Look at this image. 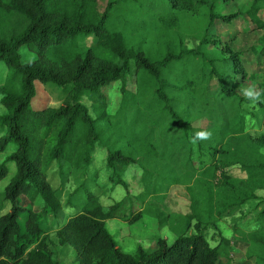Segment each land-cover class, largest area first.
Wrapping results in <instances>:
<instances>
[{
  "label": "trees",
  "instance_id": "obj_1",
  "mask_svg": "<svg viewBox=\"0 0 264 264\" xmlns=\"http://www.w3.org/2000/svg\"><path fill=\"white\" fill-rule=\"evenodd\" d=\"M231 1L0 0V59L15 66L0 84L5 109L0 151L9 142L15 145L0 166L1 179L6 162L15 164L0 202V211L9 205L0 214V264H62L47 247L46 222L63 210V182L54 188L48 169L56 163L62 179L70 169H86L96 145L106 148L109 168H141L144 197L162 202L169 187L186 185L190 212L167 213L149 199L136 213L120 211L124 200L105 209L82 182L68 194L75 210L57 228L59 242L74 249L78 264H221V241L228 240L211 246L204 229L233 217L257 198V190H264V154L259 151L264 132L255 138L247 134L241 111L242 105L257 104L264 124V77L246 69L244 52L231 48V37L213 32L215 22L246 20L250 25L244 32L262 31L249 50L264 58L263 0L227 12ZM156 6L163 11L155 12ZM125 16L128 31L108 27L113 17ZM188 33L197 41L194 46L186 43ZM77 36L92 40L79 44ZM25 45L33 46L37 56L20 62L18 50ZM131 65L133 89L125 77ZM118 80L120 102L110 114L102 88ZM35 81L61 87L58 107L32 106ZM244 83L257 89L248 88L254 95L239 92ZM201 131L208 137L193 143ZM234 164L245 177L225 171ZM116 182L126 186L119 178ZM82 193L86 200L76 208L75 197ZM144 213L176 238L170 244L158 238L154 248L138 245L135 252H124L106 221L133 223ZM190 227L195 233L187 235ZM242 239L250 242L254 263L264 264V225Z\"/></svg>",
  "mask_w": 264,
  "mask_h": 264
},
{
  "label": "rangeland",
  "instance_id": "obj_2",
  "mask_svg": "<svg viewBox=\"0 0 264 264\" xmlns=\"http://www.w3.org/2000/svg\"><path fill=\"white\" fill-rule=\"evenodd\" d=\"M252 0H232L224 8L227 12L234 11L241 6H247ZM259 15L264 19V0ZM148 1L144 2V9H147ZM155 12L160 13L163 11L154 7ZM123 20L122 18H112L108 27L115 26L117 29H124L128 31V16ZM250 24L244 19H238L232 24H224L221 22H215L213 25V32L220 36L231 37L229 43L233 50H239L244 52L243 61L246 69L249 71H255L259 76L264 77V58H260L250 51V47L256 45L258 37L262 34V31L244 32ZM127 26V27H126ZM191 28L192 25H189ZM195 33L194 29H191ZM184 33V32H183ZM188 46H194L197 43L195 38L185 36ZM85 40L90 42L92 39H83L81 36L76 37V42L79 44ZM85 45V44H84ZM19 61L29 62L36 58V50L33 46L25 45L21 46L18 50ZM212 54V52H210ZM216 55V53L214 54ZM14 64L7 63L4 59H0V84L4 83L7 78L14 72ZM134 68L131 65V70L126 74V84L129 88L133 89L134 84ZM41 84L35 81L36 96L32 100L33 107H58L61 103V87L57 85ZM121 82L115 81L109 83L102 88V92L106 95L108 100V112L113 114L119 106L121 92ZM248 88H253L251 84L244 83L239 87V92L246 93ZM255 88V87H254ZM253 88V93L256 92ZM2 94H0V97ZM82 102L89 106V102L86 98L82 99ZM5 111L4 107L0 104V113ZM242 114L245 118V132L251 137H258L264 132V124L262 122L263 109L255 103L245 104L241 107ZM5 130L0 131V134H4ZM118 134L117 136H119ZM108 135H104L106 139ZM14 143L9 142L3 151H0V166L1 163L13 152ZM102 145H96L95 150L91 154V162L86 169L76 170L70 169L64 175V179L57 172V164L48 169L49 179L54 188L59 187L61 182L62 191L61 197L63 202V210L57 217L49 216L46 224L47 228V247L51 249L52 255L55 259L59 260L62 264H78L75 259V251L68 245L61 244L57 236V228L62 223L69 212L75 210L74 207H70L68 200H70L69 193L75 190L82 182L95 194L103 207L107 209L111 204L124 200V206L120 211H124L128 214L136 213L144 208L146 201L149 199L151 202L157 203L161 209L165 212L186 214L190 212V195L187 191V186L177 184L169 187L167 194L162 202L157 201L155 198L144 197L143 194V181L142 171L137 164L119 165L115 164L114 167L109 168L106 165V151ZM260 153L264 154V147L259 149ZM238 153H241L238 151ZM7 174L0 179V202L3 199V188L9 182L13 176L15 170L14 162H6ZM225 171L233 178L245 177L244 170L239 164L231 165L225 168ZM122 180L125 185L117 183L116 179ZM62 179V181H61ZM257 198L249 200L242 206L241 210L231 218H223L216 222L214 226H207L203 235L211 246H215L220 243L221 238H225L228 241H221V264H255L254 260L249 256L250 242L244 241L243 235L249 234L251 230L264 225V215H258L264 208V190L256 191ZM74 203L76 208L80 207L86 200L85 195H76ZM23 202L27 200L23 197ZM35 210L39 207L36 205ZM9 210V205L0 211V214H4ZM234 224L235 230L230 226ZM20 225L24 226V214L21 215ZM105 227L108 232L113 236L119 247L128 253L135 252L138 245L144 248H154L156 246V240L158 238L165 239L168 244L172 243L176 238L175 234L168 226L159 227L157 220L150 213H144L141 218L133 223L123 221L121 219L107 220ZM195 230L190 227L186 234H194Z\"/></svg>",
  "mask_w": 264,
  "mask_h": 264
},
{
  "label": "clouds",
  "instance_id": "obj_3",
  "mask_svg": "<svg viewBox=\"0 0 264 264\" xmlns=\"http://www.w3.org/2000/svg\"><path fill=\"white\" fill-rule=\"evenodd\" d=\"M247 95L248 96H252L254 95L250 90L247 92ZM258 95V94H256ZM209 135V133L207 132H204V131H201V132H198L196 133L195 137L193 138L192 142L195 143L196 139H203V138H207Z\"/></svg>",
  "mask_w": 264,
  "mask_h": 264
}]
</instances>
